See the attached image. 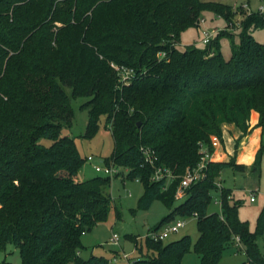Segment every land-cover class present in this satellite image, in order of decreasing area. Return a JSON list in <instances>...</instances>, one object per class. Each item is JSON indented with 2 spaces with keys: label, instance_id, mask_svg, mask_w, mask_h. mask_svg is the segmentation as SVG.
<instances>
[{
  "label": "trees",
  "instance_id": "obj_1",
  "mask_svg": "<svg viewBox=\"0 0 264 264\" xmlns=\"http://www.w3.org/2000/svg\"><path fill=\"white\" fill-rule=\"evenodd\" d=\"M203 7L232 25L235 10L210 0H0V249L16 246L20 264H111L103 255H79L80 236L106 217L112 178L75 179L84 158L61 128L72 122L71 98L82 96L84 136L94 134L104 116L113 139L105 164L139 179L138 208L158 199L169 209L153 229L195 213L193 242L188 234L170 241L146 236L147 251L135 264H181L191 246L200 264H218L234 236L246 254L237 264H264L255 241L264 232V203L250 230L231 189L218 185L222 168H246L235 154L252 110L261 129L253 170L264 150V40L249 29L264 25V11L244 16L226 59L219 37H232L228 26L203 48L177 47L181 32L198 25ZM112 64L132 68L128 83H120ZM224 124L241 131L234 154L210 159L204 177L186 186V197L175 204L182 174L197 164L201 146L212 153L211 136L221 139ZM141 146L150 148L155 165L173 172L171 181L150 179L153 166ZM215 188L220 212H208ZM132 239L141 251L137 236Z\"/></svg>",
  "mask_w": 264,
  "mask_h": 264
},
{
  "label": "rangeland",
  "instance_id": "obj_2",
  "mask_svg": "<svg viewBox=\"0 0 264 264\" xmlns=\"http://www.w3.org/2000/svg\"><path fill=\"white\" fill-rule=\"evenodd\" d=\"M228 4L235 10L232 14V25L228 26L225 18L217 14L212 8L203 7L200 9L198 27L200 31H214V37L219 30L226 26L230 28L233 35L220 36L219 46L224 58H229L231 54L232 39L237 43L239 32L241 31V20L250 12L258 11L262 0H210ZM196 26V27H197ZM252 36L262 42L264 40V25L250 26ZM194 27H189L190 33L194 32L192 39L180 38L177 47L184 49L188 44H194L203 48L206 44L201 40ZM192 31V32H191ZM194 38V39H193ZM70 95V88L66 87ZM87 97H72L70 104L73 109V118L70 125H63L61 135L72 137L77 149L84 158V162L76 172V180H84L96 175H105L101 171H96L94 166H104V159L111 153L113 139L109 125L105 123L104 116L100 117L98 127L91 136H84V131L88 119L87 109L81 107ZM40 142L49 145L51 140L41 138ZM214 151V148H213ZM212 151V152H213ZM125 169L120 168L118 172L111 175L109 192L111 195V205L106 217L98 221L90 229L80 236L82 248L79 255L87 258L91 254L103 255L106 258L112 257L114 253H127L131 259L138 258L141 253L147 251L146 235L153 229L160 220L168 213L169 209L160 200L155 199L148 208H138L137 201L143 192V186L136 179L125 178ZM220 185L230 188L232 197L239 203L238 216L246 220L250 230H254L258 213L264 203V150L260 156V163L256 170L246 166L244 170H236L232 167H224L218 176ZM210 201L207 206L208 212H220L219 188L210 190ZM253 196L254 200H250ZM186 195H182L175 200V204L184 200ZM185 220V224L176 232H172L165 241L175 240L185 234L190 235L192 242L198 236L196 219L194 215L175 216ZM165 224V223H163ZM112 232H116L119 239L118 244L110 242ZM132 236H137L138 246L142 245L141 251L135 247ZM255 241L258 249L264 254V232L256 235ZM118 256V255H117ZM6 260L9 264H20L18 248L13 244H7L4 249H0V261ZM246 260V254L241 242L237 244L227 242L224 245L221 258L218 264H237ZM119 264H124L119 261ZM181 264H200L199 255L194 252L192 246L182 258Z\"/></svg>",
  "mask_w": 264,
  "mask_h": 264
},
{
  "label": "built area",
  "instance_id": "obj_3",
  "mask_svg": "<svg viewBox=\"0 0 264 264\" xmlns=\"http://www.w3.org/2000/svg\"><path fill=\"white\" fill-rule=\"evenodd\" d=\"M258 11L262 12L264 11V0H262V3L258 7ZM214 34V31H200L201 40L203 42H207ZM115 70L117 71V74L119 76L120 83H128L130 81L131 75L133 73L132 68L123 66V65H116L112 64ZM211 143L212 145H216L218 143V137L211 136ZM140 150L143 154L144 161L148 164L153 166V171L151 172L150 179L153 181H161L165 180L166 182H169L173 179L174 174L173 172L163 166H158L154 164V160L156 157L153 155L150 148L141 146ZM200 159L197 162V164L192 168H187L185 172L182 174L180 178V182L178 184L175 196L181 197L183 195L184 188L191 184L192 182L201 179L205 175V168L207 165V162L211 159V153H209L204 146L200 147ZM96 171H101L105 175H112L119 171L121 167L115 166L113 164H105L104 166L96 165L94 166ZM136 181L139 182L138 178H135ZM220 185V183H218ZM250 200H254V197L251 196ZM195 216V213H193ZM185 224V220L181 218H176L173 221L167 222L160 226L157 229H151L147 233V237H149L152 240H159V239H165L169 236L170 233L176 232L181 226ZM118 235L116 232H112L110 237V242L113 244H118ZM234 240L237 244H239V238L238 236H234ZM123 261L124 264H135V259H131L129 254L127 253H121L117 257H113L110 259L111 264H119V261Z\"/></svg>",
  "mask_w": 264,
  "mask_h": 264
},
{
  "label": "crops",
  "instance_id": "obj_4",
  "mask_svg": "<svg viewBox=\"0 0 264 264\" xmlns=\"http://www.w3.org/2000/svg\"><path fill=\"white\" fill-rule=\"evenodd\" d=\"M189 28L183 30L180 34V38L192 39L193 33L188 31ZM195 31L200 35L199 27H195ZM192 32V31H191ZM194 39V38H193ZM258 119V113L254 110L251 111L249 117V132L242 136L238 142L236 149V162L242 163L246 166H250L254 160L255 153L260 145V127L255 126ZM241 135V131L234 124H224L222 128V137L218 139V143L214 145V151L211 153L212 160H224L235 152L234 144L237 137ZM117 253H114L112 257H117ZM130 256V255H129Z\"/></svg>",
  "mask_w": 264,
  "mask_h": 264
}]
</instances>
